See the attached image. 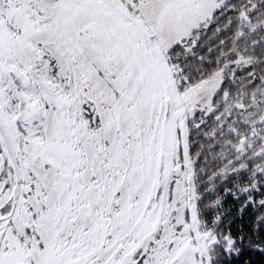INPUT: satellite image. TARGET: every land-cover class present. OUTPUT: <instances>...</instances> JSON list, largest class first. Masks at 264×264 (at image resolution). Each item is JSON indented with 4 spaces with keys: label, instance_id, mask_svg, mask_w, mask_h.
<instances>
[{
    "label": "snow or ice",
    "instance_id": "obj_1",
    "mask_svg": "<svg viewBox=\"0 0 264 264\" xmlns=\"http://www.w3.org/2000/svg\"><path fill=\"white\" fill-rule=\"evenodd\" d=\"M0 264H264V0H0Z\"/></svg>",
    "mask_w": 264,
    "mask_h": 264
}]
</instances>
